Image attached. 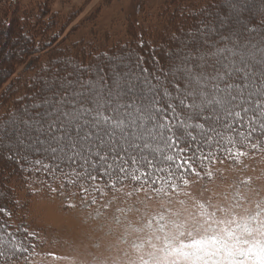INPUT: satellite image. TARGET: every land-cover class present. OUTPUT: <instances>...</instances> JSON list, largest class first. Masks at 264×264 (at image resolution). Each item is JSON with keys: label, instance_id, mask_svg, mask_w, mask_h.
Instances as JSON below:
<instances>
[{"label": "snow or ice", "instance_id": "6c2138e0", "mask_svg": "<svg viewBox=\"0 0 264 264\" xmlns=\"http://www.w3.org/2000/svg\"><path fill=\"white\" fill-rule=\"evenodd\" d=\"M226 7L227 14L199 13L180 50H165L167 69L157 60L149 70L138 54L135 62L117 55L105 56L106 66L62 61L59 72L45 69L41 95L0 125V146L15 150V159H5L24 170L33 164L27 153L43 152L57 169L79 161L86 178L104 170L109 179L123 173L139 181L126 165L175 167L174 155H164L169 144L211 150V134L245 129V120L257 118L264 130V85L255 82L264 81V0H227ZM245 33L260 35L259 45L242 41ZM143 264H264V220L258 213L246 225L166 240Z\"/></svg>", "mask_w": 264, "mask_h": 264}, {"label": "rangeland", "instance_id": "374dc122", "mask_svg": "<svg viewBox=\"0 0 264 264\" xmlns=\"http://www.w3.org/2000/svg\"><path fill=\"white\" fill-rule=\"evenodd\" d=\"M177 1L182 9L194 5L199 6L190 9H200L208 0ZM170 2L0 0V21L13 25L0 32V74L11 68L10 57L19 50L15 45L17 27H27L40 42L54 40L51 47L43 48L41 56L32 60L33 56L26 57L17 76L5 85L35 68L25 75L30 78L34 71H39L40 63H48L49 57L55 59L58 52L63 53L53 64L60 71L64 67L59 63L63 55L84 58V64H90L91 58L86 57L89 53L94 58L111 52L131 43L137 34L142 33L154 42L167 16L163 11ZM212 11L227 14L228 8L219 5ZM51 19L57 22L54 29L48 27ZM198 23L181 33L188 34L185 40ZM52 35L55 37L50 40ZM247 40L259 45L260 35L245 33L242 41ZM181 47L180 42L166 49L179 51ZM255 57L261 58L259 54ZM37 58L40 63L35 61ZM131 61L135 62L134 58ZM68 71L71 72L70 65ZM255 82L259 84L262 80L257 76ZM220 136L225 137L224 133ZM14 151L7 149L0 153L5 157V154L12 156ZM46 181L35 174L25 190L19 191V199L27 202L19 214L35 235L37 245L31 258L17 264H143L154 248L166 240L188 239L189 233L211 235L226 227L246 225L258 213L259 219L264 220V152L245 154L237 161L215 162L205 177L193 178L180 188L174 185L158 191L149 188L84 191L67 189L78 186L70 181L49 184Z\"/></svg>", "mask_w": 264, "mask_h": 264}, {"label": "trees", "instance_id": "16d2710c", "mask_svg": "<svg viewBox=\"0 0 264 264\" xmlns=\"http://www.w3.org/2000/svg\"><path fill=\"white\" fill-rule=\"evenodd\" d=\"M224 0H208L205 2L204 6L200 9H190L196 8L199 5H194L188 7L189 9H182L177 6V0H171L169 5L165 6L166 9L163 11L164 15H167L162 26V30L156 33V39L154 42L147 40V36L142 33L133 36V41L129 44L119 46L112 50L111 52L98 54L97 57H92L91 54L86 55V57L91 58L92 62L90 64H84V58L77 59L74 57L61 58L59 62L73 61L80 63L81 67H89L96 64H104L106 66L107 62L105 56H117L119 54L130 56L137 59L135 54L142 57L141 63L144 67L151 70L152 65L155 61H159L162 68L167 69L169 64L166 63V58L164 52L166 47H171L174 44H178L184 41L186 35H181L186 28H191L195 26L199 21L197 16L200 12H205L207 10H213L216 6L226 5L227 1L221 3ZM202 18V17H201ZM57 22L55 19L48 21V27L54 29ZM11 24H5L0 21V32L1 29H7L12 27ZM8 30V29H7ZM185 33V32H184ZM17 40L15 45L19 47L17 54L13 57V62H11L9 70L0 74V112L4 110L3 115L0 117V125H4L6 122L10 121L11 118L20 115L21 110L29 106L33 100L32 98L41 94V90L44 87L42 84L43 79H47L45 69H51L52 71L59 72L58 68L55 66L59 56L63 53H57L55 59L48 60V63H40L41 59L37 58L35 61L41 64V68L33 72V75L25 77L26 74L31 73L32 68L29 72H23L19 77H15L8 85H5L11 80L14 75L17 76V71L24 64L26 57H32L30 60L35 58V56H41V52L48 47L53 45L55 36L52 35V41H47L46 43L40 42L35 34H33L27 27L23 26V29L17 27L16 35ZM144 37L145 39H139V37ZM173 38H176L175 40ZM26 40V41H25ZM23 41L24 44L20 45L18 42ZM49 43V44H48ZM48 44V45H47ZM256 45V44H253ZM44 48V49H43ZM174 52V51H169ZM256 54H259L257 52ZM9 59V57L7 56ZM99 58V59H97ZM40 59V60H39ZM60 59V58H59ZM258 57H254V61L258 60ZM12 61V60H11ZM253 61V62H254ZM52 63V64H51ZM55 63V64H53ZM258 67L253 69V72H257ZM27 80H29L28 83ZM264 84V81L257 83V85ZM264 103V99L261 100ZM239 119V118H237ZM246 128L239 131H228L221 130L225 137H217L215 134H211L207 140L208 145H212L211 150L207 147L200 149L198 151H190L189 148L183 147L180 143L175 145L169 144L170 152L166 150L164 155L173 154L174 159L177 164L175 167H168L165 165H160L158 167H147L142 165H133L131 162L126 165V167L132 172L133 176H138L139 181L132 179L131 177H124L121 173L123 179L117 180L115 177L109 179L106 171L101 170L100 174L96 175L95 179L86 178L85 172L81 170V163L79 161L74 162L71 166L62 165L57 169L55 161L48 153L41 152L39 155L33 153H27L29 158L33 161L31 167L24 170L18 166L17 163L12 160L5 159L0 153V246H3L0 251L3 252V257H0V264H17L22 263L27 260L33 254V250L37 245L35 240V235L30 231L29 227L26 226L23 221V217L20 216L19 212L27 206V202H23L19 199V191H24L25 187L30 180V178L38 174L40 178H45L46 183H56L70 181L78 185L75 188L67 189H78L84 191H94L95 189L101 191H118L125 188L131 189H143L149 188V190H157L163 186L167 185H179L184 186L186 183L193 178H203L207 173L208 169L215 164V162L221 161H237L239 158L245 154H258L264 152V130L260 128V120L257 118L251 124L245 120ZM253 125H255V132L251 131ZM0 146V152L7 150ZM23 154V149H20ZM159 155V154H157ZM5 156V155H4ZM11 156V155H10ZM15 159V151L12 153ZM192 157L193 159H189ZM38 162V163H36ZM20 189V190H19ZM5 242V243H4ZM17 249V254L13 253L14 257H10L9 253L11 248ZM22 249H27L26 252Z\"/></svg>", "mask_w": 264, "mask_h": 264}]
</instances>
